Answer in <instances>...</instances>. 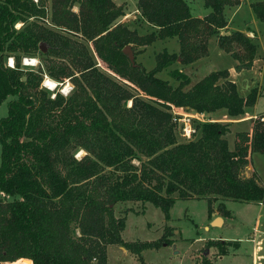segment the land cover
<instances>
[{
  "label": "trees",
  "instance_id": "obj_1",
  "mask_svg": "<svg viewBox=\"0 0 264 264\" xmlns=\"http://www.w3.org/2000/svg\"><path fill=\"white\" fill-rule=\"evenodd\" d=\"M137 1L141 19L153 26L147 34L116 23L124 13L114 0H0V102L12 96L0 118V261L108 264L107 245L142 261V250L172 244V227L154 240L125 241L118 201L149 202L168 220L176 199H206L208 216L215 202L226 216L227 198L264 199L255 175H241L249 153L264 154L263 120H254L250 134L240 133L239 149H231L229 121L196 122L192 137L178 140L170 109L224 108L237 118L258 89L240 95L226 68L186 89L190 78L178 68L169 70L175 85L157 76L175 61L184 66L202 58L211 36L236 61L234 71L249 69L254 36L220 33L228 23L225 7L242 0H204L209 10L202 16L191 13L188 0ZM250 7L264 21V0ZM167 37L176 38L177 51L157 52L149 70L136 60L135 46ZM126 45L134 63L122 52ZM24 57L39 63L27 66ZM44 75L74 88L67 97L50 91L41 85ZM79 148L84 154L76 158ZM227 242L211 239L207 247Z\"/></svg>",
  "mask_w": 264,
  "mask_h": 264
},
{
  "label": "rangeland",
  "instance_id": "obj_2",
  "mask_svg": "<svg viewBox=\"0 0 264 264\" xmlns=\"http://www.w3.org/2000/svg\"><path fill=\"white\" fill-rule=\"evenodd\" d=\"M123 7V16L117 18L116 23H124L130 29H135L138 34H147L153 30V26L147 24L139 15L137 10V0H114ZM190 11L193 15L202 16L209 8L204 5V0H188ZM255 0H242L238 9L225 7V14L228 16L227 27L221 28V33L227 29L246 30L251 29L254 34V43L256 45V61L252 62L249 69H241L236 72L233 69L235 60L229 53L218 48L216 37L211 36L207 43V54L193 62V64L180 65L175 61L165 69L157 72V76L169 80L173 85L177 81L170 76L169 70L178 68L190 78L189 84L200 80L212 70L226 68L232 71V80L240 95H246L252 87L258 89L257 98L252 106H245L243 113L237 118L230 117L226 110L220 109L212 113H205V116L191 118V124L202 122V120L213 119L219 122L229 121V131L226 133L227 142L231 149H239L240 133H251V124L254 120L264 121V21L254 16L250 3ZM76 6L74 10H76ZM48 24V22H45ZM253 36L252 34H248ZM162 49L168 51H177L178 42L175 37L165 39H156L146 46H135L136 60L149 70L155 65V54ZM237 49V48H235ZM262 58V64L257 61ZM37 59V58H32ZM9 65V59L6 60ZM37 65V64H36ZM36 65L27 64L35 68ZM100 67H105L100 62ZM49 76L44 75L45 78ZM57 87L49 89L50 91H60L67 80L54 81ZM62 93V92H61ZM12 96H8L0 102V118L4 117L7 109V101ZM173 117H182L184 114L195 115L192 110L184 111L182 108L171 106ZM194 117V116H191ZM177 123L178 140H187L182 136L180 123ZM195 133V132H194ZM193 133V134H194ZM192 137V136H191ZM84 151L79 148L75 151L76 158L82 156ZM250 163L247 164L241 175L254 174L259 183L264 185V154L252 152ZM137 163L138 160L134 159ZM253 168V171H252ZM261 185V184H260ZM0 196L2 193L0 192ZM5 197V196H4ZM3 197V198H4ZM10 198L9 196L6 197ZM264 199L261 202H240L227 198L223 201L225 208L230 211L229 218L219 226H214L208 221L207 200L204 198H189V200L176 199L169 209V219L163 218L162 211L149 202L142 201H118L114 206L115 215H124L125 225L121 231V237L125 241L136 240H154L163 232L164 226L172 227L169 238L174 240L171 245L162 244L154 249H144L140 252L142 261L137 255H133L121 246L107 245L106 256L108 264H203V258L208 259V264H264ZM217 202L213 208L221 215L216 208ZM205 225L208 229H205ZM211 239H233L227 244H217L207 247ZM208 240V241H207ZM237 246L235 247L236 244ZM258 245V248H256ZM219 249L227 252L221 257L217 253Z\"/></svg>",
  "mask_w": 264,
  "mask_h": 264
},
{
  "label": "built area",
  "instance_id": "obj_3",
  "mask_svg": "<svg viewBox=\"0 0 264 264\" xmlns=\"http://www.w3.org/2000/svg\"><path fill=\"white\" fill-rule=\"evenodd\" d=\"M12 64H13V62L11 63V66H12ZM191 116H194V117H191ZM203 116H205V115L202 113H195V115L184 114L182 117H177V118L173 117V120L175 122L180 123L182 136L184 138L188 139L192 136V134L195 131L194 126H192V124H191V118H197L198 119V117H203ZM200 120L205 121L202 119H200ZM206 120H208V119H206ZM256 248H258V245H256ZM0 264H24V263L22 262V259H18V260H14V261H10V260L9 261H0Z\"/></svg>",
  "mask_w": 264,
  "mask_h": 264
},
{
  "label": "crops",
  "instance_id": "obj_4",
  "mask_svg": "<svg viewBox=\"0 0 264 264\" xmlns=\"http://www.w3.org/2000/svg\"><path fill=\"white\" fill-rule=\"evenodd\" d=\"M241 4V3H240ZM240 4L237 6V7H235L236 9H238V7L240 6ZM228 26V25H227ZM226 26V27H227ZM245 31V33L246 34H252L253 36H254V34H253V32H252V30L249 28H247L246 30H244ZM224 32H228V30L226 29ZM220 33H221V31H220ZM210 39V38H209ZM208 39V40H209ZM255 61H256V59L254 60V63H255ZM257 61H260L261 63H260V65L262 64V58L260 59V58H258V60ZM235 63H236V61H235ZM190 64H193V62L192 63H190ZM235 65V64H234ZM231 70V69H230ZM230 70H228L229 71V78L232 80V78H231V76H232V71H230ZM241 70V69H240ZM240 72V71H239ZM233 81V80H232ZM188 111V110H187ZM193 111V110H192ZM194 113H199V112H196V111H193ZM205 113H207V112H205ZM205 113H203L202 112V114H204L205 115ZM209 113H212V112H209ZM208 120H210V119H208ZM211 120H213V119H211ZM250 156H251V153H249V160H250ZM252 171H253V168H252ZM260 184H262V182H260ZM263 185V184H262ZM264 186V185H263ZM263 204H264V202H263ZM208 217V221H211V220H213V219H215V218H217V217H220L221 218V223L220 224H222L223 222H224V220L226 219V217L227 218H229V217H231L230 216V211H229V215H226V216H222V215H220V214H218V212L214 209L213 210V212H211V214L209 215V216H207ZM219 224V225H220ZM219 225H214V226H219ZM205 229H208V226L207 225H205ZM209 240H211V238H209ZM218 240H222V239H218ZM227 240H233V239H223L222 241H224V242H227ZM208 241V240H207ZM234 244H236L235 245V247L237 246V244L238 243H234ZM122 249L124 250V248L122 247ZM126 250V249H125ZM217 256H219V257H221V256H223V255H217ZM21 259H27V258H21ZM27 260H29V263L28 264H30L31 263V260L28 258Z\"/></svg>",
  "mask_w": 264,
  "mask_h": 264
},
{
  "label": "water",
  "instance_id": "obj_5",
  "mask_svg": "<svg viewBox=\"0 0 264 264\" xmlns=\"http://www.w3.org/2000/svg\"><path fill=\"white\" fill-rule=\"evenodd\" d=\"M39 48H40L41 50H45V46H44V44H43V43H40ZM122 52H123L124 54L127 55V57H128V59H129L130 62H132V63L135 62V61H134L133 51H132L130 45H126V46H124V47L122 48ZM26 58H29V57H24V59H23V64H25L24 61L27 60ZM8 59H9V66H11V63L13 62V59H11V58H8ZM10 60H11V61H10ZM29 60H32V58H29ZM23 78H24V77H23ZM42 83H43V82H42ZM220 223H221V218H220V217H217V218H215V219H213V220L211 221V224H212V225H219Z\"/></svg>",
  "mask_w": 264,
  "mask_h": 264
},
{
  "label": "clouds",
  "instance_id": "obj_6",
  "mask_svg": "<svg viewBox=\"0 0 264 264\" xmlns=\"http://www.w3.org/2000/svg\"><path fill=\"white\" fill-rule=\"evenodd\" d=\"M21 25H17V28H19ZM26 63H30V64H32V65H36V64H38L39 63V61L37 60V59H32V60H30V61H26ZM47 87L51 90V89H54V88H56L57 87V84H56V82H54V81H49L48 83H47ZM74 88V85H71L70 83H66L63 87H62V89H61V92H62V94L65 96V97H67L68 95H69V93L72 91V89ZM79 158V157H78Z\"/></svg>",
  "mask_w": 264,
  "mask_h": 264
},
{
  "label": "bare ground",
  "instance_id": "obj_7",
  "mask_svg": "<svg viewBox=\"0 0 264 264\" xmlns=\"http://www.w3.org/2000/svg\"><path fill=\"white\" fill-rule=\"evenodd\" d=\"M26 61H30L29 58H26ZM11 61V60H10ZM26 61H24L25 64H30V63H26ZM50 81V79L48 77L45 78V80L43 81V85L47 87V83ZM52 81V80H51Z\"/></svg>",
  "mask_w": 264,
  "mask_h": 264
}]
</instances>
